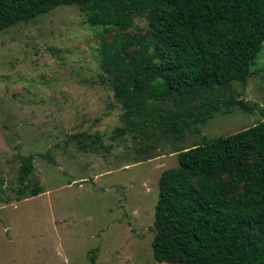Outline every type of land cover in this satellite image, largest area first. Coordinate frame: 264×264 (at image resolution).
I'll use <instances>...</instances> for the list:
<instances>
[{"label": "rangeland", "instance_id": "rangeland-1", "mask_svg": "<svg viewBox=\"0 0 264 264\" xmlns=\"http://www.w3.org/2000/svg\"><path fill=\"white\" fill-rule=\"evenodd\" d=\"M147 31L144 14L124 32ZM115 32L86 23L77 4L0 32V264H92V249L96 264H169L152 248L161 173L178 166L179 150L264 119L263 47L233 83L254 113L219 111L178 139L158 129L115 136L124 108L101 64ZM21 155L34 156L37 195L16 191Z\"/></svg>", "mask_w": 264, "mask_h": 264}, {"label": "trees", "instance_id": "trees-1", "mask_svg": "<svg viewBox=\"0 0 264 264\" xmlns=\"http://www.w3.org/2000/svg\"><path fill=\"white\" fill-rule=\"evenodd\" d=\"M74 4L89 25L116 31L101 48L124 108L125 125L115 136L158 129L178 139L219 111L255 112L233 83L247 80L263 50L264 0H0V32ZM144 14L145 35L124 32ZM93 142L106 147L99 136ZM20 162L16 191L37 195L34 156L21 155ZM158 188L152 241L158 262L264 264V119L179 150L178 166L163 170Z\"/></svg>", "mask_w": 264, "mask_h": 264}]
</instances>
